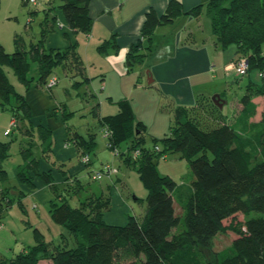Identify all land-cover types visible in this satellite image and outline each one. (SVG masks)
<instances>
[{"label":"trees","instance_id":"trees-1","mask_svg":"<svg viewBox=\"0 0 264 264\" xmlns=\"http://www.w3.org/2000/svg\"><path fill=\"white\" fill-rule=\"evenodd\" d=\"M226 1L210 0L206 5L186 11L180 0H171L162 15L154 10L147 13L143 36L151 41L157 27L172 24L183 14L198 17L205 6H210L216 46L226 49L234 45L238 58L247 57L249 74L253 69L261 74L262 80L251 84V89L247 88V93L234 101L233 117L218 119L215 123L207 121L206 127L203 110L220 113L214 102L210 108L207 105L200 109L177 108L173 133L161 143L155 140L151 148L145 146L147 140L131 142L132 131L139 138L146 128L136 121L129 100L120 102L116 115L103 118L112 132L108 146L113 149L119 147L122 140L131 142L128 145L131 150L124 158L138 165V173L148 190L145 212L140 217L130 216L123 225L109 224L103 219L111 195H89L80 201V206H74L72 198L83 189L82 181L75 179L72 183L56 184L50 172L40 171V159L32 148L23 147V164L16 174L20 184L35 188L34 175H37L50 186L54 194L49 202L51 217L71 232L76 244L50 246L37 230L34 246L0 264H120L117 261L122 254L132 257L127 264H264V110H260L259 103L254 100L258 95L264 96V0H229L228 4ZM89 4L90 0H62L61 4L69 27L73 31H84L87 36L93 23ZM47 32L44 28L43 38L30 50L25 48L19 35L15 36L13 53L0 46V99L8 100L13 92L6 67L12 68L26 87H30L31 80L27 78L29 56L39 64L41 83H48L56 66L82 74L83 62L74 46L64 51H47L43 44ZM110 42L104 43L100 51L107 52ZM135 48L133 46L127 55L129 70L146 57ZM114 49L118 50L115 43ZM16 97L18 107L25 114L27 110L29 121L32 112L25 95L16 93ZM13 116L17 119V114ZM42 130L40 143L32 142L31 146L43 148L47 153L53 143L52 131L45 127ZM13 132V128L6 130L8 135ZM75 135L77 133L73 142H76ZM11 144L12 139L0 141V178L5 180H8L5 162L10 158ZM136 150L140 151L138 157L132 153ZM170 151L184 154L195 177L192 192L182 205L184 217L177 213L175 200L180 187L171 177L161 175L157 167L159 157ZM108 165L111 164L89 172L90 180L107 179L114 185L116 180L113 179L120 174L117 167L118 172L111 178L93 177L96 172L105 171ZM20 204L23 205L21 201ZM238 213L245 215L243 221L234 219ZM2 218L0 216V228L3 227ZM229 218L232 221L226 225ZM227 230L236 234L231 245L219 252L213 250L215 237ZM202 249L212 251L210 259L204 256Z\"/></svg>","mask_w":264,"mask_h":264},{"label":"rangeland","instance_id":"rangeland-1","mask_svg":"<svg viewBox=\"0 0 264 264\" xmlns=\"http://www.w3.org/2000/svg\"><path fill=\"white\" fill-rule=\"evenodd\" d=\"M59 2V0H37V3L34 4L29 1L27 2V0L25 2H22V0H16V2L15 0H0L1 38L3 37L6 40L8 37L11 40L15 35H19L25 48L30 50L32 45L37 44L43 38L41 24L43 23L44 27L47 23L45 18L50 16L49 9L54 12L57 11L59 9ZM226 2L228 4L229 0ZM201 13L211 20L210 6H205L201 10ZM46 19L53 21L50 17ZM49 28L51 29V26ZM201 28L204 29L208 39L210 37L209 35L212 34L210 21L203 18ZM55 30V36L53 35L50 38V34L53 32H48L44 39L43 44L47 51L50 48L49 46L57 45V27ZM10 49L11 47H8L6 51L13 53L16 48L13 47ZM234 49L235 46L232 45L224 50L221 49L219 52L214 50L217 53L214 57V60H216L213 66L214 71L207 76L208 86L206 95L201 99V101H205L206 97L211 99L214 95L219 94L222 99L228 101L223 110L224 114L228 113L235 99H241L247 93V88L250 83L248 78L249 71L247 75H240L236 70H225V64L235 61L237 57ZM28 62L30 68L27 73V78L31 80L30 87H26L16 72L9 67L8 74L13 85V92L9 95L8 100L0 99V141L12 139L10 158L5 162L8 180L0 178V216H3V227L0 228V263H5L16 255L26 251L29 247L34 246L37 241L38 231L42 235L43 240L51 244L50 246L58 247L69 242L71 245L76 244L75 237L71 232L64 226L55 223L52 219L49 212V203H45L40 196L42 191L40 186L43 182H40L42 184H40L39 188H31L26 184H20L18 177L15 175L14 168L20 162H23V156L21 154L23 147L32 148L35 155L39 153L44 154V152H41L40 147L31 146L32 142L35 144L40 143L38 141H41L40 132L43 131V127H50L53 130L52 146L55 145V147L57 145V139L58 144H62L61 138L63 133L57 136V132L62 130L68 131V136L70 135L69 141L72 144L69 146L71 153L75 150L74 143L77 144V148L79 149V156L75 154L72 161L77 166L81 163V159L82 163L88 166L85 167L86 172L84 175L88 174L89 176L86 175L82 179L83 189H81L75 198H72V204L74 206H80V201L92 189L103 188L109 194V191L113 188V184L107 179L99 181L89 180L90 174L88 173L90 170L98 171L103 165L109 163L113 167L120 169V174L116 178V185L114 186L118 190L117 193L121 200L131 209V214L139 217L147 209L148 190L140 178L137 168L138 165H134L132 162L125 160L124 154L126 155L131 150L128 146L131 142L144 143L147 140L145 146L148 148L153 147L155 140L161 143L163 138L173 133V129L177 125L174 105L164 99H160L157 89L152 88L148 84L147 73L149 72V68L144 73L138 72L136 68L129 76L136 79L141 84V88L133 93H128L126 98L129 99L132 105L136 121L142 123L146 131H143V136L139 138L136 136V132L132 131L130 143L122 140L119 142V147L116 143L117 148L112 149L111 146H108L111 136L107 135L106 132L111 131V129L104 124L106 120H103V118L114 115L116 112L118 113L122 99L115 98H119L121 95L118 93L116 95L117 97L110 98L108 90L106 91L101 86H98L100 80L96 83L93 81H84L81 83L80 81L82 80L78 79L75 70L71 71L69 68L62 66H56L53 69V75L58 76L59 83L50 88L47 84L39 81L40 73L38 62L31 58V56H29ZM250 75L252 82H260L262 80L258 69H253ZM110 87L116 88L112 82ZM121 91L124 92L125 90L123 89L119 92ZM16 93L25 94L32 106V114L29 121L26 117L28 114L27 110L25 114V111L18 107ZM257 101L260 110H264V96L258 95ZM14 113L17 114L15 123L11 122L12 117L14 118ZM230 113L229 116H232V112ZM203 123L204 126H208L206 120ZM12 128L14 132L8 135L6 130ZM75 133H77L75 135L76 142L72 143V138ZM90 149L92 151L89 159L90 165H88L89 162H85V157L88 156ZM71 153L69 152L67 154L70 155ZM132 153L134 157L140 155V152L139 154H136L135 151ZM55 155L52 153V156ZM72 161L71 159H67L66 163L68 167L73 164L70 163ZM55 162H57V166L60 168L62 162L56 160ZM157 167L161 175L171 177L177 183L178 187H180L176 193L175 200L177 213L182 214L184 217L185 210H182V205L190 196L192 182L195 179L188 159L181 152L170 151L159 157ZM64 175L67 174L64 173ZM35 177L41 179L37 175H34V179ZM22 186L27 191L25 195L22 194L24 192ZM74 199L77 200L75 201ZM20 201L23 205L20 204ZM108 204L109 208L105 212H110L113 209L114 203L111 197ZM254 214L256 216L262 215L258 213ZM234 219L243 221L245 215L238 213ZM231 221L232 218L226 220V225H229ZM0 226L2 225L0 224ZM180 227L181 229L183 228L182 223ZM235 237L236 234L231 230L218 234L214 239L213 250L219 252L230 246ZM202 252L207 259L211 258V250L202 249ZM131 258V256L128 257L126 254H122L117 262L127 264Z\"/></svg>","mask_w":264,"mask_h":264},{"label":"crops","instance_id":"crops-1","mask_svg":"<svg viewBox=\"0 0 264 264\" xmlns=\"http://www.w3.org/2000/svg\"><path fill=\"white\" fill-rule=\"evenodd\" d=\"M23 1L25 2V0H22V2ZM59 1L60 4L57 11L54 12L49 9L50 16L47 17L52 18L53 21H49L46 17L45 20H47V23L44 27L43 23L41 24V33L43 29L46 28L48 32H53L50 34V38H52V36L56 34L55 28L57 27V45L49 46V50L58 49L64 51L74 46L84 66L82 74L79 73L78 70H75L78 79L82 80L80 81L81 83L84 81H93L96 83L100 80L98 86H101L102 89L106 91L108 90L110 98L117 97L116 95L119 93L121 96L115 99L129 100L126 98L128 93H133L141 88V84L129 75H131V72L136 68L140 73H144L146 69L149 68V72L147 73L148 81L150 77L154 79L152 84L148 82L149 86L156 88L159 92L158 97L173 104L175 110L177 108L194 107L200 109L203 105H207L208 108L214 106L213 97L211 99L206 97L207 100L201 101L202 97H205L207 91V76L214 71L213 66L216 63L214 57L217 55L214 50H217V52L221 50V48L216 46L213 34H210V37L207 39L204 29L201 28L203 18L210 21L206 15L201 13L200 16L195 17L183 14L175 19L172 24L157 27L153 32L151 41H149L143 36V27L147 13L150 10H154L158 15H162L166 11L171 0H90L89 11L93 23L90 36H87L84 31H73L69 27L61 8L62 0ZM180 1L185 10L188 11L199 5H206L210 0ZM50 26L51 29L49 28ZM210 28L212 30L211 21ZM15 36L11 40L8 39V37L4 40V38L0 36V46L4 45L5 47H3L4 49L6 48L5 50H7L8 47H11V49L13 47L16 48ZM107 41H112L108 43L107 52H101L100 47ZM114 43L117 45L118 50L114 49ZM133 46H136L135 49L138 53L145 54L146 57L143 62L135 64L131 68L132 70H129L127 55ZM234 50L237 55L236 61L239 55L237 54L236 47ZM232 62L234 61L225 64V70H227V65ZM8 68L9 67L5 68L7 73ZM116 78L119 79V81H117ZM248 78L250 82L249 88L251 84L256 82H252L250 74ZM111 82L115 85V89L110 87ZM123 89L125 90L124 92H119ZM203 94L204 96H202ZM25 98L27 100V96H25ZM254 100L258 102L257 97H255ZM224 101L223 107H218L220 113L216 111L215 113L213 112V114H209L202 109L204 112L202 115L203 119L215 123L218 119L221 120L233 117L234 101L231 105L232 109L230 108L228 113L226 112L227 114H224L223 110L228 101ZM27 102L32 112V106L28 100ZM230 112H232V116H229L231 114ZM47 129L53 131L50 127ZM62 133L61 145L58 144L57 139L56 147L55 145L52 146L48 149L47 153L41 148V152H44V154H37L40 159V171L50 172L54 177L55 183L59 185L72 183L75 179L81 180L83 183L82 179H84L86 175L89 176L88 174L84 175L86 172L85 167L88 166H85L81 159L79 165L76 166L74 164L72 161L73 156L75 154L79 156L78 146L72 141V143L75 144V150L71 153L69 148V146L72 145L69 141L70 135L68 136V131L62 130L57 132V136ZM3 141L8 140L5 139ZM69 152L71 153L70 155L67 154ZM52 153H54V155L56 154L57 158L56 155L52 156ZM67 159H71L72 162L70 163H73L70 167H68L66 163ZM55 160L62 162L61 164L59 163L61 165L60 168H58ZM22 164L23 162H20L16 168H14L15 175L17 174L19 165ZM91 171L92 170L88 171V173ZM64 173L67 175H64ZM34 181L37 188L42 184L40 182H43L40 186L42 189L40 196L45 203H49L50 200L54 198L50 186L46 185L44 181L38 177H35ZM115 185L116 184H114L113 188L109 191V195H111V199L114 203L113 209L110 212H104L103 219L109 224L123 225L129 221L130 216L135 215L131 214L129 206L121 200L117 193V188L114 187ZM23 189L26 191L24 187ZM31 192L34 193L33 190H31ZM103 194H107V191L103 188H96L92 189L85 197Z\"/></svg>","mask_w":264,"mask_h":264},{"label":"built area","instance_id":"built-area-1","mask_svg":"<svg viewBox=\"0 0 264 264\" xmlns=\"http://www.w3.org/2000/svg\"><path fill=\"white\" fill-rule=\"evenodd\" d=\"M27 1L34 3V4L37 3V0H27ZM88 36H90V35L88 34ZM226 69L227 70H236L238 72V74H240V75H247L248 74L247 72L249 71L248 59L246 57H241V58H239L238 61H234V62L230 63L229 65H227ZM58 82H59L58 76L53 75L49 78L47 85H48V87L52 88V87L56 86L58 84ZM11 122L15 123L16 122L15 118H12ZM9 130H11V129H9ZM106 132H107V135L112 136L111 131H106ZM157 149H159V148L157 147ZM139 152H140L139 150L135 151L136 154H139ZM89 159H90V156L89 155L86 156L85 162L88 163L90 161ZM117 172H118V169L116 167L108 165V166H106L105 171L96 172V174H94L93 177L95 179H101L104 176L111 178Z\"/></svg>","mask_w":264,"mask_h":264},{"label":"water","instance_id":"water-1","mask_svg":"<svg viewBox=\"0 0 264 264\" xmlns=\"http://www.w3.org/2000/svg\"><path fill=\"white\" fill-rule=\"evenodd\" d=\"M153 81H154L153 77H150L148 82L149 84H152ZM212 100L215 103V105H217L220 108L223 107L225 102L219 94L214 95Z\"/></svg>","mask_w":264,"mask_h":264},{"label":"bare ground","instance_id":"bare-ground-1","mask_svg":"<svg viewBox=\"0 0 264 264\" xmlns=\"http://www.w3.org/2000/svg\"><path fill=\"white\" fill-rule=\"evenodd\" d=\"M13 118V117H12Z\"/></svg>","mask_w":264,"mask_h":264}]
</instances>
